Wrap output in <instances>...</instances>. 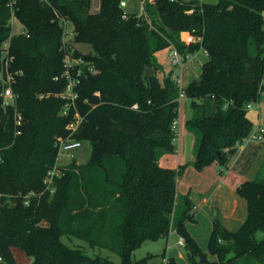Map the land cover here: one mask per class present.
Returning <instances> with one entry per match:
<instances>
[{
	"label": "trees",
	"instance_id": "obj_1",
	"mask_svg": "<svg viewBox=\"0 0 264 264\" xmlns=\"http://www.w3.org/2000/svg\"><path fill=\"white\" fill-rule=\"evenodd\" d=\"M91 5L0 0V55L9 39L11 68L22 71L13 91L24 118L14 135L12 110L2 108L0 98V264H18L16 253L30 264H115L67 246L63 236L107 250L119 264H148L149 256L134 260V251L171 232L184 240L189 260L206 258L187 229L196 222L194 205L176 191L185 166L159 165L175 150L179 89L169 74L150 89L144 67L155 75L161 69L155 53L169 47L183 56L206 53L198 78L183 88L194 111L185 124L195 141L191 166H226L230 149L252 131L246 105L264 91V0H147L140 15L125 13L120 0H99L95 12ZM11 13L22 33H11ZM60 17L71 23L74 42L91 49L75 51L94 73L77 89L83 121L74 135L90 141L91 153L83 165L73 159L62 167L50 193L43 180L56 162V139L67 135L71 120L58 115L63 100L56 95L66 81L54 80L63 71ZM183 32L200 41L185 44ZM205 98L215 103L212 115L205 113ZM236 194L246 201V217L233 232L214 221L207 253L216 259L205 264H264V162Z\"/></svg>",
	"mask_w": 264,
	"mask_h": 264
},
{
	"label": "crops",
	"instance_id": "obj_2",
	"mask_svg": "<svg viewBox=\"0 0 264 264\" xmlns=\"http://www.w3.org/2000/svg\"><path fill=\"white\" fill-rule=\"evenodd\" d=\"M186 33L188 32H184V34ZM166 49L169 51V57L171 47ZM158 52L155 53V59ZM200 53L203 54V57L205 56L202 51H198V54L197 52L194 53L185 62L183 68L187 66L193 67L195 61L197 66L202 65L205 61L204 58L202 60H196L194 58L195 55H199ZM170 72L177 71L171 68ZM263 100L264 95L261 94L257 102ZM201 103L204 104L206 114L212 115L215 112L216 106L211 98H205ZM252 109L253 106L250 110ZM193 113L194 111L191 113L190 118H192ZM190 118L181 123L180 138H178L179 143L177 145L175 144L174 152L162 156L159 160V165L174 170L185 166L177 177L176 191L179 195L187 194L194 205L196 222L187 224V229L196 241L190 229L193 225L199 226L203 224L206 226L210 231L209 236L214 221H218L222 227L232 232L241 226L246 217L247 205L246 201L236 194V188L243 182L252 180L256 176L260 166L264 162V144L262 141H243L230 149L226 166L213 163L201 171H196L191 166L194 158L192 151L194 150L195 141L193 135L187 131L185 126ZM257 125V130L251 131L250 135L258 134L259 129H264L260 125V114H258ZM164 254L168 258H173L176 264H179L174 257L168 256L166 250H164ZM208 256L212 258L210 261L216 259L215 256L210 254Z\"/></svg>",
	"mask_w": 264,
	"mask_h": 264
},
{
	"label": "built area",
	"instance_id": "obj_3",
	"mask_svg": "<svg viewBox=\"0 0 264 264\" xmlns=\"http://www.w3.org/2000/svg\"><path fill=\"white\" fill-rule=\"evenodd\" d=\"M39 1L46 2L47 0ZM14 4L15 2L11 1L8 6L12 9ZM13 17L14 15L13 13H11V19ZM123 17H125V15ZM59 24L62 31L59 49L63 53V71L62 74L59 77H55L54 80L64 79L66 81V85L64 90L56 95L63 100V105L58 115L60 117H70L71 115V120L66 125L67 135L65 137H57L56 139V144L58 146V155L56 158V162L54 166L47 172L43 180L45 189H48L50 193H53L52 185L54 179L61 175V168L64 167L60 165V155L65 154V156L72 161L74 159L73 150L79 148L81 145V142L74 139V135L77 133L83 121V116L79 114L76 107V101L78 99L77 89L81 82V78L85 76L86 73H94L93 69L87 65V63L83 60L81 56H75V51H78V49H76V43L74 42L75 34L71 23L68 20L60 17ZM180 38L181 41L185 44L197 43L200 41L199 37H195L190 33H186V41L182 38V33L180 34ZM9 41L10 40L8 39L6 42L3 43L1 47L0 98L2 108H10L12 110L14 135H19L22 131L24 118L23 115L16 108L17 95L13 91V85H15L17 78L22 75V71L12 70L11 68V64L14 58L10 54ZM204 54L206 56L205 52ZM192 55L193 54H186L185 56H183L175 48H171L168 57V62L171 67L180 71V74H177V72L169 73L175 86L179 89V102L181 101V98L185 96L182 87L181 70L183 69L185 62L189 60ZM39 97L42 98L43 95H40ZM252 106L253 103L251 102L246 105V109H251ZM177 125L178 123L175 120L172 124V128L175 132L177 129ZM263 132L264 129H259L258 134L249 135L246 139L253 141H262ZM24 204L28 205L26 200L24 201ZM177 244L183 247L185 243L184 240L180 238ZM161 264H171L169 258L166 255L162 258Z\"/></svg>",
	"mask_w": 264,
	"mask_h": 264
},
{
	"label": "rangeland",
	"instance_id": "obj_4",
	"mask_svg": "<svg viewBox=\"0 0 264 264\" xmlns=\"http://www.w3.org/2000/svg\"><path fill=\"white\" fill-rule=\"evenodd\" d=\"M183 1H189V0H183ZM200 1L208 4H214L217 2V0H200ZM120 3H121V8L125 13L140 15L143 12L142 6L146 5L147 0H120ZM97 7H99V0H92L90 11L95 12L97 10ZM10 26H11V33L13 35H17L20 32H22L21 24L14 17L10 20ZM182 38L186 41V34H183ZM76 47H77L76 49H78V51H80L82 54L91 51L88 45L76 44ZM168 52H169L168 49H163L159 51L156 55V60H157L156 62L161 67V69L158 70V72L155 74L156 78L159 81V84L162 82L163 77L167 76L170 73L172 68L167 59ZM195 56L194 58H196V60H202L203 58L205 60V56L203 57L202 53ZM195 66H197L196 61L193 67L187 66L181 70V79H182L183 88H186L188 83L191 82L193 79L198 78V75L200 74V70H201V65L197 66L196 68ZM175 71H177V74H180L179 70L175 69ZM262 95H264V91L262 92ZM192 112L193 109L190 106V101L187 98H185V96L182 97L181 101L179 102V115L176 120L178 123L176 129V139H175L176 145L179 143L178 138H180L181 123L187 120L188 118H190ZM246 114L252 122V127H253L252 131L254 130L256 131L258 128L257 125L258 114H260V125L264 127V100L253 103V109L252 110L247 109ZM244 141H249V140L245 139ZM90 153H91L90 141L88 140L81 141L80 147L73 150L75 163L78 165L85 164L90 157ZM71 162L72 161L69 160L65 156V154L60 155L61 166H67ZM190 229L192 230V234L193 236H195L201 251L203 253H207V240L210 232L209 229L203 224H200L199 226L193 225L192 228ZM261 237L262 234L260 232H257L255 238L259 240L261 239ZM179 239L180 237L177 234H175V232L174 233L171 232L167 238H160L155 241H145L141 244V246L138 249L134 251V253L132 254V258L134 260H139L141 258H145L149 256L147 261L148 264H161L163 258L162 255L164 253V250H166L168 256L174 257L179 264H201L200 258L193 257L190 260L187 259L186 256L187 251L185 246L181 247L177 244ZM62 241L69 247L79 248L83 250L86 254H88L91 257L100 256L103 258H108L109 260L113 261L115 264H119V258L115 254L107 250H98V249L92 250L83 241H80L75 238H67L66 236L62 237ZM16 258L18 264H30L29 259L24 254L21 255L16 253ZM205 259L206 261H210L212 258L211 256H208V254H206Z\"/></svg>",
	"mask_w": 264,
	"mask_h": 264
},
{
	"label": "water",
	"instance_id": "obj_5",
	"mask_svg": "<svg viewBox=\"0 0 264 264\" xmlns=\"http://www.w3.org/2000/svg\"><path fill=\"white\" fill-rule=\"evenodd\" d=\"M144 75L147 77L150 89L159 88V86H160L159 81L156 78V76L154 75L153 70L150 66L144 67ZM199 258H200V263L205 264V262H206L205 257L201 255V256H199Z\"/></svg>",
	"mask_w": 264,
	"mask_h": 264
}]
</instances>
